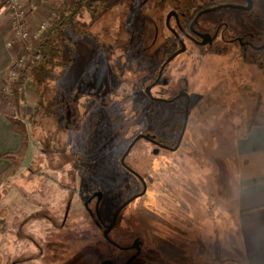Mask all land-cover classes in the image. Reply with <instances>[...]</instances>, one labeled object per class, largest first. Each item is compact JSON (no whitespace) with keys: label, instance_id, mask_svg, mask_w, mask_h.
<instances>
[{"label":"rangeland","instance_id":"1","mask_svg":"<svg viewBox=\"0 0 264 264\" xmlns=\"http://www.w3.org/2000/svg\"><path fill=\"white\" fill-rule=\"evenodd\" d=\"M58 1L24 0L26 6L38 5L33 31ZM174 4L100 0L93 16L83 11L84 26L78 28L87 34L72 35L74 60L55 95V87L49 88L29 125L23 168L0 188V264H99L109 256L103 231L85 202L94 190L102 191V219L111 220L123 202L143 189V181L120 165L133 138L147 132L173 144L183 127L186 106L180 98L147 105L145 81L155 65L140 67L142 57H155L158 45L151 23L163 29L162 18ZM221 13L246 17L230 8ZM169 67L171 84L186 77L194 99L183 140L177 150L158 153L147 140L136 142L127 162L144 176L147 190L123 208L112 235L125 244L142 235L145 264H173L171 259L187 264L181 246L186 235L194 241L190 230L198 223L204 228L205 258L191 264H214L215 246L224 260L232 261L228 264H245L237 244L235 142L264 119V71L230 49L217 56L207 53L200 61L182 53ZM172 85L167 89L175 93ZM26 94L21 117L41 94L34 76ZM135 107L141 109L139 115H133ZM126 120L120 129L118 121ZM90 208L95 210L94 201Z\"/></svg>","mask_w":264,"mask_h":264},{"label":"flooded vegetation","instance_id":"2","mask_svg":"<svg viewBox=\"0 0 264 264\" xmlns=\"http://www.w3.org/2000/svg\"><path fill=\"white\" fill-rule=\"evenodd\" d=\"M145 1L147 2L148 0ZM172 1L176 2V4L178 3L179 4L172 5L168 9L167 16L162 18L163 21L162 30H164V28H168L169 30H171V34L167 35L166 39L163 40L154 49L153 54H155L156 59H158L157 60L158 63L157 61L155 62L156 64L154 70L155 72L152 74L151 78L147 80V83L145 84L144 87L145 97L147 99L145 100L147 101V105L158 106L162 102H175L177 99L180 98V100H182L184 102V105L186 106L187 104L186 95H183L176 99L174 98L181 91H185L189 93V89H188L189 82L186 77H183L181 80L175 82L172 85L171 84L172 78H170L172 74L171 73L172 67H169L182 53L185 54L187 52H190V57L192 59L196 58L197 61H200L207 53L211 52L212 54L217 56L218 54H220L222 50L230 49L231 51H233V53H235V57L241 59L245 63L250 62L252 64L257 65V67L263 73L264 71V0H172ZM184 3L187 5V8H180ZM142 4H144L143 1ZM225 8H230L238 12H241L246 17L238 18L237 16L233 17L232 15L223 16L221 12ZM188 9L189 12L187 11ZM151 24L155 27L156 33H158L159 28H156L157 24L154 23ZM157 38L158 37L156 35L154 38L155 39L154 44L157 42ZM205 40H208V42L203 43ZM183 45H185L186 47L185 51L180 52L176 56H174L167 63V65L163 70L162 75L159 77L160 69L162 68L165 61L175 52L181 49ZM162 48H165L164 53L161 52ZM151 85L152 87L149 93L147 92V87ZM169 85L175 86V88L177 89L175 93H172L170 92V90L167 89ZM193 101L194 99L190 95L189 116H190V107L192 106ZM147 134H149L155 142L145 138H141V139L147 140L150 144L154 146V148L157 147L159 148V150L164 149V147L159 145V143L167 145L169 147H173L175 146L179 138L178 135L175 144L172 143L169 144L166 140H162L152 133H147ZM127 157L125 159L126 165L121 162V159H120V165L123 166L125 172L130 173V175L134 180H136L137 178L138 182L142 183V179L138 177L137 173L140 175L142 174L139 173L138 170L135 167H133L129 162H127ZM99 192L102 191L94 190L93 193L89 196L88 200L85 202V206L87 207L89 214L92 215L93 218H95V224L96 226L99 227V229L103 231V236H104V232L111 224L113 218L111 220L108 219L107 221H103L102 214L100 212V205L103 199L101 198V200H99V194H98ZM93 201L95 203V210H92L90 208V204ZM119 219H120V215L117 219L115 226L110 231L109 237L106 238L104 236L106 244L108 246L109 256L101 260V262L108 260L111 261L113 264H126V262L129 259H131L135 254H137L138 248L137 247L131 248L133 244H137L140 247V253L130 262V264H134V263L145 264L146 263L145 258L143 257L144 238L142 235H138V234L133 235L131 240L126 244L122 242L118 237L112 235L114 228L117 226L118 222L120 221ZM197 225L198 226L196 228L190 230L191 232L193 231L192 233L195 238L194 241H191L189 235H186L187 239L184 240L185 245L181 246V250L183 251L182 255L187 260V264H191L194 261H199V260L202 261L205 258V248H204L205 235L203 231L204 228L203 226H200L198 223ZM214 235L217 237V231L214 232ZM151 241L156 245L157 241L154 238H152ZM114 248L117 249L118 251L117 250L113 251ZM155 248L160 253L162 252L161 249L157 247ZM214 252H215L213 255V259L215 260L214 264L216 262L217 264H228V262H232V261L224 260L226 257L218 253L217 246L214 247ZM122 257L126 259L124 261H121ZM168 263L179 264L173 259H171V261H168ZM107 264H111V263H107Z\"/></svg>","mask_w":264,"mask_h":264},{"label":"crops","instance_id":"3","mask_svg":"<svg viewBox=\"0 0 264 264\" xmlns=\"http://www.w3.org/2000/svg\"><path fill=\"white\" fill-rule=\"evenodd\" d=\"M21 1L27 9L28 22L33 29L36 18L39 17V14H36L38 11L30 9L34 2L26 6L24 0ZM13 37V25L5 0H0V173L10 164L1 155L17 151L21 144L20 136L14 132L8 115L13 112L18 115V111L24 114L23 107H27L25 102L18 111L14 110L8 104L9 98L3 91L9 68L20 52L17 44L8 45ZM32 109L27 114H30ZM235 156L237 244L242 249L245 264H264V119H257L249 131L247 129L236 139Z\"/></svg>","mask_w":264,"mask_h":264},{"label":"trees","instance_id":"4","mask_svg":"<svg viewBox=\"0 0 264 264\" xmlns=\"http://www.w3.org/2000/svg\"><path fill=\"white\" fill-rule=\"evenodd\" d=\"M94 1H96V3H94ZM99 1L59 0L57 6L53 9V15L50 18L48 27L39 36L32 38L27 43V47L22 50V52L26 54L29 52L35 53L28 64L18 69L16 77L9 80L8 85L11 96L8 100V104L11 105L14 110L18 111L20 106L26 102V91L31 76L35 77L36 86L41 88V94L36 106H34L30 114L21 117L13 112L8 115L14 132L20 136L21 144L17 151L5 152L1 155V157L8 160L10 164L5 171L0 173V188L21 171L29 148V125L35 123L36 111H38L43 104L44 97L48 93L49 88L52 86L55 87L53 92L55 95L58 89L56 84L63 77V74L74 60V51L70 42L72 35L87 34V30H80L78 28L79 26H84L80 20V16L83 11L90 12L93 16L94 12H97V4ZM103 1L104 0H102V2ZM151 26L153 25L151 24ZM141 34L143 36V39H141V48L143 51H146L147 47L143 42L145 32L142 31ZM156 35L158 37V45L166 39L163 30L159 29L158 33H156L154 27L153 39ZM157 60L156 57H142L140 67L146 69V66L151 67L152 65H156L155 62ZM152 69L155 70L154 68ZM154 72L155 71H153V73ZM146 83L147 81H145V84ZM121 85L122 84L118 85L116 88ZM140 110L141 109L137 107L133 108V115H139ZM121 122L118 121L120 129L125 127V122L127 123V120ZM250 129L251 127L248 128V131ZM93 249L95 252L96 250L99 252L97 246Z\"/></svg>","mask_w":264,"mask_h":264},{"label":"built area","instance_id":"5","mask_svg":"<svg viewBox=\"0 0 264 264\" xmlns=\"http://www.w3.org/2000/svg\"><path fill=\"white\" fill-rule=\"evenodd\" d=\"M6 9L10 15L14 37L8 42V45L11 46L12 44H17L20 47V52L18 57L14 60L12 66L9 68L7 79L3 86L4 93L10 98L11 92L9 89L8 82L10 79L16 77L17 71L19 68L28 64L35 52H29L28 54L23 53L22 50L27 47V43L37 36H39L49 25L50 18L53 15L50 13L48 17H46L41 24L37 27L36 30H32L31 26L29 25L28 18H27V9L23 5L21 0H5ZM37 4L32 3L30 5L31 10H37Z\"/></svg>","mask_w":264,"mask_h":264},{"label":"water","instance_id":"6","mask_svg":"<svg viewBox=\"0 0 264 264\" xmlns=\"http://www.w3.org/2000/svg\"><path fill=\"white\" fill-rule=\"evenodd\" d=\"M250 2H251V1H250ZM249 7H250V6H249ZM249 7H247V8H249ZM207 42H208V40H205L203 43H207ZM185 49H186V47H185V45H183V47H182L181 49H179L177 52H175L172 56H170V57L165 61V63L163 64L162 68L160 69L159 77L162 75L163 70H164L165 66L167 65V63H168V62H169L174 56H176L178 53L185 51ZM151 87H152V85L147 87V92L150 93V89H151ZM183 95H186V96H187V104H186V108H185V117H184L183 127H182L181 133H180V135H179L178 141H177V143L175 144V146H173V147H169V146H167V145H164V144L159 143V145H161L162 147L167 148V149H169V150H171V151H175V150H177V149L180 147L181 142H182L183 137H184V134H185V131H186V128H187V125H188V120H189V102H190V94L187 93V92H185V91H181V92H180V93H179L174 99L179 98V97H181V96H183ZM141 138H145V139H148V140L154 141L153 138H152L149 134H147V133H139V134H137V135L133 138V140L130 142V144L128 145V147H127L125 153L122 155L121 162H122L123 164L126 165V163H125V159H126V157H127L128 154L130 153V151L132 150V148L134 147V145L136 144V142H137L139 139H141ZM154 142H155V141H154ZM154 152H155V153H158V152H159V148H156V150H155ZM137 175H138V177H140V178L142 179V181H143V189L141 190V192H139V193L133 195L132 197L128 198L125 202H123V203L118 207V209L116 210V212H115V214H114V216H113V219H112L111 224L109 225V227H108V228L105 230V232H104V236H105L106 238L109 237V233H110V231L112 230V228L115 226V224H116V222H117V219H118V217H119L121 211L123 210V208H124L127 204H129L132 200H134L135 198H137V197H139V196H143V195L146 193V190H147V183H146V181L144 180V178H143L142 175H140V174H138V173H137ZM98 194H99V200H101V198H102V196H103V193H102V192H99ZM136 247L138 248V252H137V254H135L131 259H129V260L126 262V264H130V262H131V261H132V260H133V259L139 254V253H140V247H139V245H137V244H133V246H131V248H136ZM107 263H111V264H113L111 261H108V260H106V261H102L100 264H107Z\"/></svg>","mask_w":264,"mask_h":264}]
</instances>
